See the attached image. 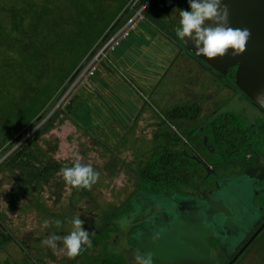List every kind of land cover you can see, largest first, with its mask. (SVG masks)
<instances>
[{
	"label": "rangeland",
	"instance_id": "1",
	"mask_svg": "<svg viewBox=\"0 0 264 264\" xmlns=\"http://www.w3.org/2000/svg\"><path fill=\"white\" fill-rule=\"evenodd\" d=\"M23 1L21 0L22 3L19 5V8L23 10V14H26L27 9L33 10V7L30 8L31 2L37 3L38 1L39 9L36 11L35 16L40 18L36 22V28L43 34L48 33L47 30L52 27L53 18L55 20L58 18L59 24L48 33L50 34V39L57 34L67 35L73 31L77 18L80 19L79 15L82 14L69 0H54L50 4L43 3L40 0ZM115 2L119 8L110 22L87 52L77 61L69 74L65 78L63 77V81L55 87L54 92L48 99L44 103L37 105L36 114L31 119H27L24 125L17 128L16 133L8 139L7 135L3 133L7 126L3 132L0 128V141L4 139L2 140L3 143L0 144V151L1 148L17 139L32 120H35L45 112V118H47L56 108H62L65 104L64 102L70 100L72 95L75 96L80 93V87L83 83L88 82L90 85L89 80L95 91L85 99L87 105L78 121L82 124L91 125L92 129L90 131L92 133L97 134L102 131V129L100 131V127L104 124L97 121H104L109 115L116 119V116L122 118L128 111L130 113L132 111L138 113L141 109L143 111L140 113L139 118L132 123V129H130L131 120L127 123L126 127L129 131L120 134L122 138L117 144L114 143L116 141H113V138L108 141L107 137V139H104L105 146H103L83 126L78 125L63 111L55 115L52 123L33 138L34 148L40 150L39 154L43 162L47 158H51L62 162L63 167H71L79 159L82 164H91L100 174L98 182L93 185L91 190H77L67 185L62 178L61 169L53 174L49 182L36 185L33 189L28 185H21L17 181L14 176L18 172L16 167L11 165L0 167V264H97L102 257L107 255L120 257L117 251L110 250V243L116 236V232L117 234L124 232V235L129 232L130 227L126 226L129 219L124 220L122 218L131 214L132 211L138 214L140 208L138 203L135 204L136 199L138 202L149 199L156 206H166V200L160 191L147 187L140 190L142 187H140L136 179V170L144 162L145 157L161 145L159 139L153 140V136L155 130L160 132L158 131L161 120L159 114L164 111L163 107L167 108L169 104L182 99L180 97L182 91H177L179 87L172 77L173 74L179 75L180 73L179 60L174 58L173 47L163 40L154 29H148L140 25L135 31L133 29L128 40L121 41L116 46V49L110 52L108 57L104 58V66L114 67V70L109 71L99 63L94 70V76L75 78V74L83 68V64L89 55L106 34L110 32L112 24L117 17L128 8L134 9V11L137 9L135 12L138 10L142 11L140 9L141 6H137L138 0H115ZM16 3V0H0V5L7 4L9 9L15 7ZM84 3H87L83 8L84 14L89 20H92L96 17L97 11L92 3L88 1ZM39 4L42 5L39 6ZM96 4L98 8L108 10L105 0H98ZM43 7L47 11L49 10L47 15L43 14ZM179 14L180 11L177 10L171 17L178 18ZM2 18L5 19V17ZM12 18L11 11L8 13L7 21H4L7 24V39L5 41L3 39L0 42V58H6V60H0V70L5 72L7 78L4 81L10 86L9 88L6 86V89L0 87L1 92L4 93V98L0 100V105H12L14 97H16L15 101L22 100L20 103L25 99L28 101L37 86H44L50 79V76L46 77V79L43 78L39 84L35 82L25 84L11 83L14 81L12 78L13 72L11 74L7 73V64H10L8 69L12 70L14 68L12 64L19 60L18 54L22 45L21 41L28 45L31 43L29 38H24V36L29 24L32 22L30 16L26 14L23 19L18 20L21 24L19 31L13 32L11 30L13 27ZM167 25L174 30L175 24H162V27L166 28ZM144 32L149 34L147 39L144 37ZM30 38L32 39V35ZM53 41L51 40L52 44H54ZM128 42H131L132 46ZM139 43L144 44L140 46ZM38 55L35 52H26L22 60L29 61L28 56L37 59ZM37 66L35 68L36 73L42 70L46 75L47 71L53 67L52 56L43 55L39 58ZM167 70V75L161 79L160 84L153 90L150 100L146 101V97L150 92L141 91L143 84H141L139 79L149 78L144 77L145 74L150 75V77L163 75ZM39 75V78H42V74ZM104 76L105 78L110 77L111 81H106L105 79L104 84L100 86L99 79L101 80ZM32 78L27 82H30ZM116 80L122 83L120 89L117 87ZM71 86L72 90L70 89ZM105 87L111 90L114 99H117L116 95L118 93H123L122 88H124L125 92L121 95V100L125 102L126 106H129L127 104H130V106L113 107L117 112L115 114H113V109H107V111L102 108V104L104 106L107 105L105 103L99 105L101 100L102 102L103 98L108 100L103 91ZM137 87L140 90H137ZM201 87H203L201 90L206 88V86ZM59 92H62V94L57 98ZM142 93L146 94L144 98H142ZM162 97L168 99L165 101L166 106L163 104V107L159 106L158 100ZM131 98H134L133 104L128 102ZM40 99L41 102L44 100L42 97ZM89 100L91 102L90 106L88 105ZM138 103L140 107H138ZM148 103H152L154 108H149ZM143 105L147 107H143ZM85 111H89V115ZM154 111H156L155 115L152 113ZM3 120L5 119L0 118V122H3ZM105 127V132L108 131L110 135L109 132H112L110 126L106 125ZM114 135L117 136L116 133H113L112 136ZM1 160L2 158H0ZM145 186L149 187L150 185L147 184ZM137 190H139V194L135 193ZM168 204L169 202H167V207ZM77 216H80V219L84 221L83 228L89 231L92 241V246L86 248L78 258L76 257L75 260L68 259L63 245L59 244V242L55 253L50 248L42 245L41 241L50 234L55 233L61 237L68 235L72 230L71 221ZM132 216L134 217V214L130 215V217ZM116 217L117 219H114ZM120 219L121 223L117 225L115 222ZM56 220L61 221L62 226L59 229L55 226ZM230 231L233 235L231 241L234 243L240 236L234 238L235 231ZM234 264H264V231L255 238Z\"/></svg>",
	"mask_w": 264,
	"mask_h": 264
},
{
	"label": "flooded vegetation",
	"instance_id": "2",
	"mask_svg": "<svg viewBox=\"0 0 264 264\" xmlns=\"http://www.w3.org/2000/svg\"><path fill=\"white\" fill-rule=\"evenodd\" d=\"M157 5L159 8H165V11L162 16L156 13L161 23L157 26L152 24L154 28H151L174 49V58L179 60L180 73L173 74L172 77L179 87L177 91H182L181 100L169 104L166 108L163 104L166 106L165 101L168 99L162 97L158 99L159 106L164 108V114L179 105L185 107V118L181 120L180 128L172 123L169 124L170 132L176 134L179 141H171L168 149L177 151L185 168L197 169L198 176L178 191L161 193L166 200V206H156L149 199L139 202L136 199L140 208L136 219L141 222L137 225H128L130 229L127 235H124V232L120 234L116 232L110 243V250L117 251L129 264H135V255L149 258L143 249L134 247L131 235H137L145 230L151 236L150 240L162 238L173 224L177 227L176 223L181 221L184 222L187 230L195 228L196 223V226L201 224L199 228L202 229L208 223H201L203 219L200 213L201 203L213 193L219 192L227 195V202L232 207L229 213L238 216L237 220L228 223L227 230H234L235 237H240L234 243L231 240L227 241L225 246L207 236L206 247L209 251L210 263L228 264L256 233L234 260L236 262L255 238L264 231V109L235 85V67L226 72H219L182 46L179 38L178 41L172 38V32L176 31L180 21V15L178 18H172V14L177 10H191L186 7L185 0H162L158 1ZM140 20L150 23L145 16ZM167 23L175 24L174 30L168 25L166 28L162 27V24ZM100 65L109 71L114 70V67L104 66L103 61ZM168 70L163 75L150 77L145 74L144 77L149 78L139 79L143 84L141 91L150 92L146 101L150 100L153 90L167 75ZM85 85L86 90H89L87 88H90V85ZM201 86L206 88L201 90L203 88ZM137 90H140L139 87ZM89 91L93 92L91 89ZM142 95L144 98L146 94L142 93ZM143 107L147 106L143 105ZM148 107L154 108L152 103H148ZM141 111L142 109L137 113L135 120L140 116ZM108 120L107 125L115 131L117 139L107 131V140L113 138V141H116L114 143H117L122 138L120 134H124L128 128L124 127L125 124L121 119L111 117ZM132 123L133 121L130 124ZM102 130L106 131L105 128ZM174 142L175 145H172ZM138 192L135 193L139 194ZM167 202H169L168 207ZM122 219L127 220L128 215ZM132 219L135 218L131 217V221ZM154 222L157 224H153ZM163 240L168 241L167 238ZM172 253L173 250L170 254ZM155 254L156 252L151 254L154 256L150 258L151 264H174L159 262ZM200 262L199 264H203L202 259Z\"/></svg>",
	"mask_w": 264,
	"mask_h": 264
},
{
	"label": "trees",
	"instance_id": "3",
	"mask_svg": "<svg viewBox=\"0 0 264 264\" xmlns=\"http://www.w3.org/2000/svg\"><path fill=\"white\" fill-rule=\"evenodd\" d=\"M16 1L17 3L12 9H9V6L7 7V4L0 5V42H2L1 40L3 39L4 41L5 39H7V24L4 23V21H7L8 13L12 11L13 27L11 28V30L13 32L19 31L21 24L18 22V20L23 19L26 14L30 16V19H32V22L29 24L24 36V38H29V41H31V43L28 45L24 41H21L22 45L20 46L21 49L20 53L18 54L20 57L19 60L15 61L12 64L14 67L12 70L8 69L10 64H7V73L11 74L13 72L12 78L14 81L11 83L18 82L20 84H25L35 82L36 84H39L40 80H43V78L46 79V77L50 76V79L44 86L40 87L38 85L37 89H35V91L31 93L30 99L28 101L25 99L22 103H20L22 100L15 101L16 97H14L12 99V105H0V118L5 119L3 120V122H0V128L3 132L4 128L7 126V129L3 132L4 135H7V139L15 134L16 129L24 125L27 119H31L36 114L37 105L39 103H44L54 92L55 87H57L63 81L65 76L69 74L70 70L74 67L77 61L92 46V44L101 34L105 26L110 22L111 18L119 8V6L116 5L115 0H105L108 5V10L98 8L96 4L98 0H69L70 3L79 11V13H82L81 15H79L80 19L77 18L75 22L76 25L74 23L75 29L69 32L67 35L57 34L55 37L50 39V34L48 33L51 32L53 27L59 24V21L57 20L58 18L56 20L53 18L54 22L52 27L47 30L48 33L43 34L36 28V22L38 21V18H40L35 16V13H37L36 11H38L39 9L37 5L38 1L35 0L37 1V3H30V8L33 7L34 11H30L27 9L26 14H23V10L19 8V5L24 1ZM40 1L46 4L54 2V0ZM85 1L92 3L95 7V10L97 11L96 17L92 20H89L84 14L83 8L87 4L84 3ZM144 1L145 0H138L137 6L140 7L144 3ZM158 1L162 0H150L145 5L146 7L144 6L141 11L142 15L145 16L154 26L160 25L161 21L159 16L160 14L162 16L163 12L165 11V8L158 7ZM40 5L42 4H39V6ZM185 5L190 9L187 0H185ZM43 9V14L47 15V12L49 10L47 11L45 7H43ZM156 11L158 12L159 16L156 14ZM133 13L134 9L132 10L131 8H128L124 10L117 17V19L113 23L114 26L111 27L110 32H108L106 36L123 25L133 15ZM2 17H5V19H3ZM28 30H30L29 33ZM31 35L32 39L30 38ZM172 38L176 39L177 41L179 40L176 35V31L172 32ZM51 40H54V44H52ZM26 52H35L39 54L38 58L35 59L32 56H28L30 60L23 61V55ZM45 54L51 55L53 59V67L52 69L47 71L48 73L46 75L42 72V70L37 73L35 71V68L38 67L37 63L39 58ZM0 60H6V58H0ZM39 74H42V78H39ZM6 78L7 77L5 72L0 70V87H3L5 89L6 86L7 88L10 87L7 85V82L4 81ZM30 78H32L31 81L27 82ZM85 84H88V82ZM85 84H82V86L80 87L81 90L79 91V94L75 96L72 95L70 100L65 101V104L62 108H56L55 111L52 114L48 115L47 118H45V112L35 120H32L28 124L27 128H25L23 131L21 130L22 133L19 134L20 136L17 139H15L13 142H10L7 146L1 148L0 158H2V160L0 161V167L7 165L16 167L18 169V172L14 174V176L21 185H28L29 187L34 189L36 185L49 182L53 174L63 167L62 162H58L51 158H47L43 162L39 154L40 150L34 148L33 138H35L38 133H40L50 123H52L55 115H57L60 111L65 112L78 125L84 126L78 121V118L80 117V115H83L85 109V104L83 102L84 96H82V93H84V91L86 90ZM61 94L62 92H59L57 98H59ZM41 97L42 99L44 98L42 102L40 99ZM3 98L4 93L1 92L0 88V100H2ZM166 112L168 113L164 114V112H161V114H159L161 120L159 122L160 127L158 128V131L160 132H157L155 130L153 136V140L159 139L161 145L158 146V148L152 150L151 154L145 157L144 162L140 164L136 170V179L140 187H142L140 190L147 187L154 188L156 189V191H160V193L175 192L178 191L181 187H186L187 184H189L195 176H198L197 169H194L192 167H188V169H186L185 164L182 163V161L179 159L180 154L178 155L177 151L168 149L171 141H179L178 136L170 132L169 124L172 123L180 128L181 120L185 118V107L179 105L177 107H174L171 111ZM194 113L195 112H193V114ZM126 126L127 125H125L124 127ZM132 126L133 124L130 126V129H132ZM111 131L112 132L109 133L113 135L115 131ZM88 132L101 144H103V146H105L104 139H107V132H105L104 130L97 134L92 133L90 130ZM114 138L116 139L115 135ZM2 140L0 141V144L3 143ZM175 142L172 143V145H175ZM147 184H149L150 186H145ZM114 219H117V217ZM78 257L79 256H77V258ZM97 264H129V262L123 256L116 257L113 255H107L102 257Z\"/></svg>",
	"mask_w": 264,
	"mask_h": 264
},
{
	"label": "water",
	"instance_id": "4",
	"mask_svg": "<svg viewBox=\"0 0 264 264\" xmlns=\"http://www.w3.org/2000/svg\"><path fill=\"white\" fill-rule=\"evenodd\" d=\"M187 3L190 7L188 0ZM222 4L228 7V26L240 29L247 28L251 33L246 43V50L242 54L233 55V50L229 49L222 57L218 56L208 59L203 55L196 54L194 44L190 39H180V42L200 60L219 72H226L228 69L235 67V85L252 101L264 109V0H222ZM205 25L214 26L212 21H206ZM132 31L129 32L125 39L131 35ZM94 75L93 73L90 77ZM89 82L91 83L90 80ZM88 105L90 106L89 103ZM87 114L89 115V111H87ZM103 124L100 130L102 128L106 129L107 121L105 120ZM84 126L89 130L92 129L91 125L84 124ZM135 204H137V201ZM201 204L200 213L203 215L201 223H208L204 228H199L201 224L196 226V223L195 228L187 230L184 222L181 221L180 223H176L177 227L173 224L162 238H154L152 240L149 239L151 236L145 230H142L137 235L130 236L134 247L143 249L145 254L150 258L154 257L151 254L156 252L155 257L162 263L199 264L202 259L203 264H211L209 261V251L206 247L207 236L227 246L226 242H229L233 238L231 231L227 230L228 223L237 220L238 216L229 213L232 207L227 202V195H222L219 192L213 193L210 198H206ZM131 214H134V217H132L135 218L132 221ZM131 214L128 215L129 221L126 226L131 224L136 225L141 222L136 219L137 214L134 212ZM115 223L119 225L121 219ZM153 224L157 223L154 222ZM235 235L236 233L234 234V238ZM255 235L256 233L249 238L243 248L238 251L228 264L234 262ZM164 238H167L168 241L165 242ZM172 250L173 253L170 254ZM164 257L167 258L165 259Z\"/></svg>",
	"mask_w": 264,
	"mask_h": 264
},
{
	"label": "clouds",
	"instance_id": "5",
	"mask_svg": "<svg viewBox=\"0 0 264 264\" xmlns=\"http://www.w3.org/2000/svg\"><path fill=\"white\" fill-rule=\"evenodd\" d=\"M188 2L191 10L180 11L176 35L181 40L190 39L197 55L213 59L224 56L229 49L233 50V55H240L246 50V43L251 33L247 28L228 26V7L222 4V0H188ZM206 21H212L214 26H206ZM61 173L65 183L77 190H91L100 176L91 164H82L79 159L71 167H62ZM71 224L72 230L68 235L61 237L55 233L50 234L41 241L42 245L55 253L59 242L63 245L67 258L75 259L86 248L92 246V241L89 231L83 228L84 221L80 219V216L74 218ZM55 226L59 229L62 226L61 221L56 220ZM134 262L135 264H151V259L135 255Z\"/></svg>",
	"mask_w": 264,
	"mask_h": 264
},
{
	"label": "built area",
	"instance_id": "6",
	"mask_svg": "<svg viewBox=\"0 0 264 264\" xmlns=\"http://www.w3.org/2000/svg\"><path fill=\"white\" fill-rule=\"evenodd\" d=\"M148 2L149 0H145L140 9L142 10ZM136 10L137 9H135V11ZM135 11L123 25H121L118 29H116L108 36H105L99 42L94 51L86 59L85 63L83 64V68L75 74L76 79L85 77L88 78L93 75L96 66L101 63L105 57H108V54L114 51L116 49V46L127 37L131 30H133L137 26L138 21L142 18V12L140 10H138L137 12ZM70 89H73L72 86L70 87Z\"/></svg>",
	"mask_w": 264,
	"mask_h": 264
},
{
	"label": "crops",
	"instance_id": "7",
	"mask_svg": "<svg viewBox=\"0 0 264 264\" xmlns=\"http://www.w3.org/2000/svg\"><path fill=\"white\" fill-rule=\"evenodd\" d=\"M157 12V11H156ZM141 20H139L138 21V23H137V26L135 27V28H137L138 26H140V25H142V26H144L145 28H148V29H150L151 27L152 28H154V26L151 24V23H148V22H140ZM141 24H140V23ZM134 28V29H135ZM148 34V33H147ZM148 37H149V34H148ZM125 40H128V38L127 39H125ZM129 40H132V39H129ZM129 44H130V46H132L131 45V42H128ZM144 43H139V45L141 46V45H143ZM103 79V80H102ZM101 80L99 79V85L100 86H102L103 84H104V82H105V79H106V81H111L110 79V77H108V78H105V76H104V78H102ZM116 83H117V87L120 89L121 87H122V83H120V82H118L117 80H116ZM88 85H89V83H88ZM87 89H91V91H95V89H94V87H93V85L90 83V88H87ZM89 90H85L84 91V93H82V96H84L83 97V102H84V104H85V106L87 105V103L85 102V99L87 98V96L89 95V94H91L92 92H90ZM122 90H123V93L125 92V90H124V88H122ZM104 94L107 96V99L109 100H106L105 98H103V102H102V100H101V102L99 103V105L100 104H102V103H105L107 106H104V104H102V108H105V110H107V109H113L114 110V112H113V114H115V113H117L116 112V110L113 108V107H116L117 106V108H119V107H129L130 106V104H127V105H129V106H126V104H125V102H122V100H121V95L123 94V93H118L117 95H116V98L117 99H114L113 97L114 96H112V92H111V90L108 88V87H105L104 88ZM110 97V98H109ZM129 103H131V104H133L134 103V98H131L130 99V101H128ZM89 104H91V102H89ZM138 107H140V104L138 103ZM108 111V110H107ZM143 111V110H142ZM141 111V112H142ZM85 112H87V111H85ZM140 112V113H141ZM139 113V114H140ZM136 115H137V113H130V111H128V112H126L124 115H123V117L122 118H120L119 116H116V119H121L122 120V122L125 124V125H127V123L131 120V122L133 121H135V118H136ZM131 116H133L134 117V120H133V117H131ZM125 117V118H124ZM111 117L110 116H108V117H106V121H108L109 122V120L108 119H110ZM139 118V117H138ZM137 118V119H138ZM105 120L104 121H97V122H99V123H101V124H103V122H105ZM125 122H127V123H125ZM84 125V124H83ZM86 130H88L89 131V129L87 128V127H85V126H83ZM115 144H117V143H115ZM114 144V145H115Z\"/></svg>",
	"mask_w": 264,
	"mask_h": 264
},
{
	"label": "bare ground",
	"instance_id": "8",
	"mask_svg": "<svg viewBox=\"0 0 264 264\" xmlns=\"http://www.w3.org/2000/svg\"><path fill=\"white\" fill-rule=\"evenodd\" d=\"M144 37L147 39L148 38V34L146 32H144ZM145 84V82H144ZM245 185V184H244Z\"/></svg>",
	"mask_w": 264,
	"mask_h": 264
}]
</instances>
